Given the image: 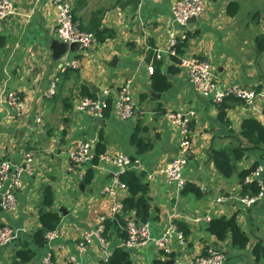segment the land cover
Returning <instances> with one entry per match:
<instances>
[{
    "label": "crops",
    "instance_id": "obj_1",
    "mask_svg": "<svg viewBox=\"0 0 264 264\" xmlns=\"http://www.w3.org/2000/svg\"><path fill=\"white\" fill-rule=\"evenodd\" d=\"M14 13L0 19V160L23 164L31 157L30 173L23 174L22 187L16 192V207L12 212L0 210V225L8 226L16 238L0 246V264H12L19 239L31 241L39 227L38 209L42 190L52 189L51 209L60 216L57 236L27 264H38L50 248L53 264H98L105 260L112 247L122 242L100 243L92 237L86 251L79 252L77 244L85 233L93 232L99 217L107 215L110 201L102 195L116 173L113 165L99 161L103 154L123 153L139 160V172L146 176L166 165L179 150V132L171 125L167 114L178 112L189 119L190 151L183 173L186 183L199 187L202 196L182 194L161 178L147 181L150 214L147 223L153 237H158L173 222L188 226L189 235L183 244L172 240L174 257L185 264L215 248L225 255L223 264H264V196L253 205L240 202L237 173L253 162L262 169L259 179L264 184V149H250L239 137L243 118L254 117L264 124L261 109L264 98L255 108L234 104L226 110L227 125L218 120L210 98L197 94L186 72L169 74L170 57H163L162 73L167 76L169 90L151 97V64L146 61L148 50L161 47L170 32L186 40L182 55L207 60L213 69L215 83L220 89L238 85L246 89L264 90V51L256 48L255 39L264 35V0H203L202 16L177 27L171 16L174 0H142L136 9H119L121 0H72L76 22L86 26L93 14L103 27L113 29L116 38L93 43L87 50L77 46L58 60H53L50 44L56 40L55 12L49 0H11ZM229 3H236L234 15L227 13ZM68 46V45H67ZM115 59V60H114ZM78 61L79 66H66ZM131 81V93L137 111L129 120H122L109 111L95 119L75 109L77 101L87 90L94 97L108 89L115 96L122 83ZM54 83V93L47 92ZM14 93L23 104L19 114L2 102ZM88 97V96H87ZM146 127L143 137L150 150L136 156L129 145L135 126ZM78 140L90 143L94 157L97 145L103 152L97 164L71 169L68 153ZM239 146L244 157L237 162L236 172L223 178L209 158L211 149ZM94 175L84 184L85 171ZM83 174L82 179L78 178ZM84 185L79 189V184ZM264 186V185H263ZM126 194V193H124ZM123 194V197H124ZM224 197L222 202L217 199ZM1 207V206H0ZM62 210L63 214L59 211ZM237 213L240 227L249 236L244 250H234L228 240L219 242L206 233L212 217H230ZM196 219H198L196 221ZM261 246L259 259L254 246ZM132 264L165 263L170 258L152 244L129 250Z\"/></svg>",
    "mask_w": 264,
    "mask_h": 264
},
{
    "label": "built area",
    "instance_id": "obj_2",
    "mask_svg": "<svg viewBox=\"0 0 264 264\" xmlns=\"http://www.w3.org/2000/svg\"><path fill=\"white\" fill-rule=\"evenodd\" d=\"M72 0H49L55 12V36L56 40L66 45L75 43L80 50H87L95 43L94 36L90 33L79 29L77 23L73 20L72 15ZM123 1V0H121ZM203 0H174L171 5V16L177 27H185L190 19H198L204 12ZM14 13V7L11 0H0V19H4ZM177 35L174 32L168 34L167 41L159 48L153 49L154 56L157 60L163 57L176 56L175 47L177 45ZM178 67L183 69L192 84L194 91L204 97L210 98L213 104L220 103L226 96H234L240 99L246 106L255 108V104L264 98V90L246 89L238 85H231L224 89H220L215 83V75L211 64L207 60L196 57L179 55ZM66 66L78 67V61L67 63ZM148 72L152 73V68H148ZM54 93V83L48 90L47 94ZM3 103L14 108L17 114L23 109V104L14 93H9L2 100ZM75 109L84 113L87 116L95 119H102L107 109L114 113L122 120H129L134 117L136 104L131 93V81L127 80L120 86L115 96L111 95L108 89L101 92L100 97H81ZM171 125L177 127L180 140L178 154L173 157L166 165L160 167L146 176L147 181L161 178L167 183L175 186L176 190L182 191L186 185L184 177V167L187 161V155L191 148L189 140V119L186 115L178 112H170L167 114ZM71 169H75L84 164H89L94 157L90 143L83 140H78L73 149L68 153ZM31 157L26 156L23 164H12L7 160H0V206L4 211L12 212L16 207V192L22 187V177L25 173H30L29 163ZM99 161L105 164L113 165L116 168L111 182L102 188V195H105L109 201V211L107 215L98 218L96 228L93 232L82 235L81 240L77 244L79 252L86 251L91 243L92 237L97 238L100 243H104L100 234L103 229L102 222L104 218L120 213L122 209L121 199L126 193V186L119 181V175L124 172L140 167L139 160L123 153L113 155L103 154L99 156ZM262 169L256 168L245 182L250 183L255 181L260 191L252 197H240V202L244 205H253L260 201L264 196V184L259 179ZM78 178L82 179L83 174H77ZM125 195V194H124ZM225 198L221 197L216 202H222ZM174 215H169V220L165 228L161 231L158 237H153L150 232V226L146 223H137L133 218H128L126 224L127 240L122 243V246L128 250L138 247H145L152 244L156 250L163 254L171 253V241L176 240L183 244V233L177 228L173 222ZM206 221L210 218L206 217ZM198 219H196L197 221ZM57 236L56 229L46 233L45 238L48 245ZM16 238L14 232L6 225H0V246L5 245ZM173 264H185L178 257L171 258ZM225 255L215 248H208L205 254L198 256L191 261V264H223ZM70 264H77L71 258ZM38 264H53L50 248L40 257ZM245 264V263H241Z\"/></svg>",
    "mask_w": 264,
    "mask_h": 264
},
{
    "label": "trees",
    "instance_id": "obj_3",
    "mask_svg": "<svg viewBox=\"0 0 264 264\" xmlns=\"http://www.w3.org/2000/svg\"><path fill=\"white\" fill-rule=\"evenodd\" d=\"M236 10V3L228 4L227 13L229 15H234ZM72 15L73 20L76 22L73 10ZM77 25L82 31L92 34L96 43H104L105 41H111L116 38V32L113 29L103 27L99 19L96 18V14H93L86 26L79 23H77ZM255 44L258 51H264V35L256 37ZM185 47L186 40L178 39L175 47L176 56L171 57L172 65L168 68V73L170 75L178 71V56L183 54ZM146 61L152 66L150 88L158 93L169 90L171 84L167 76L162 73L163 62L155 58L152 46L151 49L148 50ZM83 95L94 97L89 90L85 91ZM234 104L244 103L240 99L229 95L224 97L220 103L214 104L218 113V120L225 125L228 123L226 119V110ZM108 113L109 109L105 111L104 115ZM261 114L264 117V105L261 109ZM146 129V127H142V124L138 123L129 137L128 143L134 148L136 156L147 153L151 148L150 144L143 137V133L146 132ZM239 137L245 141L250 149H264V124L254 117L243 118L239 124ZM102 152L103 147L97 145L95 150L96 155L91 160L92 165L97 164V155ZM208 154L217 173L223 178H230L234 172H236L237 162L244 157V150L239 146H231L211 149ZM131 158L134 159L135 157ZM256 168L257 163L253 162L249 167L238 171L239 196L252 197L259 193L260 187L255 181L250 183L245 182L246 177ZM93 175L94 171L88 168L85 171L82 182L88 184ZM146 180V174L135 169H130L119 175V181L126 186V194L121 199V212L104 218L102 222L103 229L100 237L104 242L117 240L123 243L126 241V224L130 217L137 223H146L148 221L150 206L147 197L149 188ZM181 193L191 194L196 198H201L202 196L199 187L192 183H186ZM53 201L54 193L52 189L48 187L43 188L38 209L39 227L33 231L30 242L22 238L18 240L15 254L12 258V264H27L36 257V250L46 247V233L56 229L60 222L59 214L51 209ZM174 223L183 233L184 239H187L190 233L188 226L181 222ZM206 233L219 242L228 240L230 248L234 250H244L249 242V236L238 223L237 213H234L230 217H212L207 223ZM252 252L256 259H259L262 247L256 245ZM163 255L170 259L174 257L173 253ZM98 264H132L130 252L125 247L116 245L112 247L109 256ZM157 264L164 263L158 261Z\"/></svg>",
    "mask_w": 264,
    "mask_h": 264
},
{
    "label": "water",
    "instance_id": "obj_4",
    "mask_svg": "<svg viewBox=\"0 0 264 264\" xmlns=\"http://www.w3.org/2000/svg\"><path fill=\"white\" fill-rule=\"evenodd\" d=\"M142 0H123L121 1V3L119 4V9L120 10H124L127 7H130L131 9H136L139 4L141 3ZM195 19L192 18L190 19V22H194ZM77 45L75 43L73 44H69L68 46L64 43L59 42L58 40H53L50 44V49L52 50V58L53 60H58L60 59V57L66 52L67 49L72 50L74 47H76ZM115 60V59H114ZM150 96L151 97H155V98H159V94L155 93V92H150ZM79 189H83L84 185L82 183H80L79 185ZM1 210V207H0ZM62 214L63 211L59 210ZM164 264H173V260L169 259L168 261H166Z\"/></svg>",
    "mask_w": 264,
    "mask_h": 264
},
{
    "label": "bare ground",
    "instance_id": "obj_5",
    "mask_svg": "<svg viewBox=\"0 0 264 264\" xmlns=\"http://www.w3.org/2000/svg\"><path fill=\"white\" fill-rule=\"evenodd\" d=\"M190 135V134H189Z\"/></svg>",
    "mask_w": 264,
    "mask_h": 264
}]
</instances>
